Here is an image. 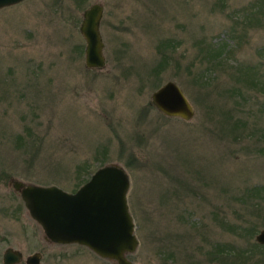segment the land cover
I'll return each mask as SVG.
<instances>
[{
    "label": "rangeland",
    "instance_id": "1",
    "mask_svg": "<svg viewBox=\"0 0 264 264\" xmlns=\"http://www.w3.org/2000/svg\"><path fill=\"white\" fill-rule=\"evenodd\" d=\"M92 3L102 7L99 69L84 66L78 29ZM167 81L192 107L189 120L151 104ZM114 163L129 180L132 264H264L255 241L264 229V0H22L0 9L6 246L23 259L38 252L39 264H115L45 242L11 185L73 192Z\"/></svg>",
    "mask_w": 264,
    "mask_h": 264
},
{
    "label": "water",
    "instance_id": "2",
    "mask_svg": "<svg viewBox=\"0 0 264 264\" xmlns=\"http://www.w3.org/2000/svg\"><path fill=\"white\" fill-rule=\"evenodd\" d=\"M20 1L0 0V9ZM101 16L102 7L98 3L88 5L81 14L78 29L84 39L86 68L104 66L99 33ZM150 98L151 104L164 115L184 120L193 115L189 102L172 81L156 88ZM11 185L47 240L60 244L76 243L115 264H132L125 255L134 251L137 242L125 198L129 180L120 165L98 167L73 192L54 185L40 186L17 180H12ZM255 241L264 245V229L255 235ZM20 258L21 253L12 248H7L3 254L5 264L16 263ZM26 261L38 264V255L28 256Z\"/></svg>",
    "mask_w": 264,
    "mask_h": 264
},
{
    "label": "flooded vegetation",
    "instance_id": "3",
    "mask_svg": "<svg viewBox=\"0 0 264 264\" xmlns=\"http://www.w3.org/2000/svg\"><path fill=\"white\" fill-rule=\"evenodd\" d=\"M15 193H17V192H15ZM0 214H1V210H0ZM43 238H44V241L45 242H47V243H53V244H60V243H54V242H51V241H49V240H47L44 236H43ZM68 244H76V243H68ZM63 245H66V244H63ZM77 245H79V244H77ZM82 247H85V248H87L86 246H83V245H81ZM0 252H1V254H0V264H5L4 262H3V254H4V252H5V250L7 249V248H11V247H7L6 246V240H5V236L4 235H0ZM13 250H17V249H14V248H12ZM90 250V249H89ZM19 251V250H18ZM91 251V250H90ZM20 252V251H19ZM21 253V252H20ZM34 254H37L38 255V264H39V257H40V254L38 253V252H34V253H31L30 255H27L26 257H24V259H23V257H22V253H21V258H20V260L18 261V262H16V263H13V264H19L20 263V261L21 260H23L24 261V264H30V263H28L27 261H26V259H27V257L28 256H31V255H34Z\"/></svg>",
    "mask_w": 264,
    "mask_h": 264
},
{
    "label": "trees",
    "instance_id": "4",
    "mask_svg": "<svg viewBox=\"0 0 264 264\" xmlns=\"http://www.w3.org/2000/svg\"><path fill=\"white\" fill-rule=\"evenodd\" d=\"M86 180H87V179H86ZM82 182H83V181H82ZM82 182H81V183H82ZM84 182H85V181H84Z\"/></svg>",
    "mask_w": 264,
    "mask_h": 264
}]
</instances>
